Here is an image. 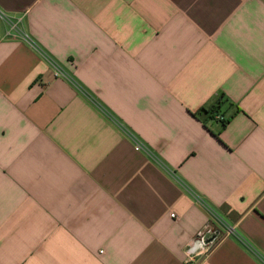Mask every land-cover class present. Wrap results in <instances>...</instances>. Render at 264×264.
I'll return each instance as SVG.
<instances>
[{"label": "crops", "instance_id": "1", "mask_svg": "<svg viewBox=\"0 0 264 264\" xmlns=\"http://www.w3.org/2000/svg\"><path fill=\"white\" fill-rule=\"evenodd\" d=\"M0 14V264H264V0Z\"/></svg>", "mask_w": 264, "mask_h": 264}, {"label": "built area", "instance_id": "2", "mask_svg": "<svg viewBox=\"0 0 264 264\" xmlns=\"http://www.w3.org/2000/svg\"><path fill=\"white\" fill-rule=\"evenodd\" d=\"M0 17L5 19L9 29L7 32V36L10 37H22L23 39H25L26 41H29V38L27 35H25L21 29V25H22V19L18 18V19H10L8 17H6L4 14H0ZM60 71H58L59 73ZM216 119L219 121H224L225 118L218 115L216 116ZM135 149L137 151L140 150H144L145 147L142 144L137 143ZM217 238V233L213 232L212 235L210 236V238H205V236L201 235L199 236L198 240H197V244H199L200 248L202 249H206L208 248V246L214 242V240ZM194 256L193 255H189L188 257V261H192V258Z\"/></svg>", "mask_w": 264, "mask_h": 264}, {"label": "trees", "instance_id": "3", "mask_svg": "<svg viewBox=\"0 0 264 264\" xmlns=\"http://www.w3.org/2000/svg\"><path fill=\"white\" fill-rule=\"evenodd\" d=\"M223 99H224V97L222 96L221 99L219 100V103H218V105H217V108L222 104ZM217 108H216V107H213V108H211V109H209V110H206V109L203 108V109L201 110V113H203V114H205V115H210V118H211V119H215L216 116L219 115V114L217 113V112H218ZM227 122H228V121L224 120V122H223L224 125H225Z\"/></svg>", "mask_w": 264, "mask_h": 264}]
</instances>
